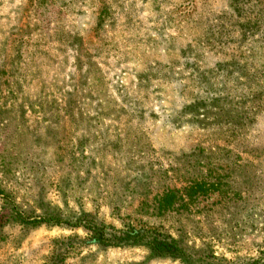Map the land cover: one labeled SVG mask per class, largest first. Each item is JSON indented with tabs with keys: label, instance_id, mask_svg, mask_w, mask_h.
I'll use <instances>...</instances> for the list:
<instances>
[{
	"label": "rangeland",
	"instance_id": "1",
	"mask_svg": "<svg viewBox=\"0 0 264 264\" xmlns=\"http://www.w3.org/2000/svg\"><path fill=\"white\" fill-rule=\"evenodd\" d=\"M0 264H264V0H0Z\"/></svg>",
	"mask_w": 264,
	"mask_h": 264
},
{
	"label": "trees",
	"instance_id": "2",
	"mask_svg": "<svg viewBox=\"0 0 264 264\" xmlns=\"http://www.w3.org/2000/svg\"><path fill=\"white\" fill-rule=\"evenodd\" d=\"M177 194L173 190L168 191L159 199V210L168 211V208H173L172 205L176 202ZM109 238L113 243L121 244L123 242H132L136 244L144 243L150 250L159 254H170L174 256L184 255L194 262L193 253L186 254L185 247L182 246L179 241L171 236L163 235L156 230L148 231V233L134 230L117 233ZM193 252V251H190Z\"/></svg>",
	"mask_w": 264,
	"mask_h": 264
}]
</instances>
